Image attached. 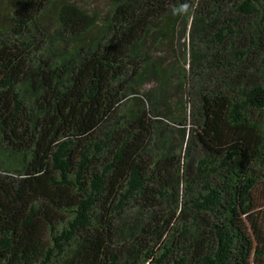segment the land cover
I'll use <instances>...</instances> for the list:
<instances>
[{"label":"trees","instance_id":"16d2710c","mask_svg":"<svg viewBox=\"0 0 264 264\" xmlns=\"http://www.w3.org/2000/svg\"><path fill=\"white\" fill-rule=\"evenodd\" d=\"M261 178L264 0H0V264H264Z\"/></svg>","mask_w":264,"mask_h":264},{"label":"rangeland","instance_id":"374dc122","mask_svg":"<svg viewBox=\"0 0 264 264\" xmlns=\"http://www.w3.org/2000/svg\"><path fill=\"white\" fill-rule=\"evenodd\" d=\"M5 5V0H2ZM84 2L85 6H92L97 9H103L106 7V0H81ZM254 201V211L262 210L264 208V178L258 180V183L255 186L254 197L252 199ZM256 213H254L255 215ZM258 220L259 227L262 233H264V215L259 214Z\"/></svg>","mask_w":264,"mask_h":264}]
</instances>
